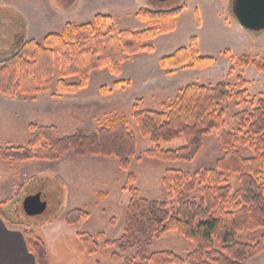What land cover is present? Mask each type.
Wrapping results in <instances>:
<instances>
[{
	"label": "rangeland",
	"instance_id": "obj_1",
	"mask_svg": "<svg viewBox=\"0 0 264 264\" xmlns=\"http://www.w3.org/2000/svg\"><path fill=\"white\" fill-rule=\"evenodd\" d=\"M55 1L0 0V59L14 48L16 32L23 31L25 38L41 41L48 32H60L66 23L92 22L97 12L109 15L117 29L138 31L153 26L152 22L137 16L140 8L169 10L182 6L175 27L145 40L144 43L151 45L153 50L128 56L117 74L108 68L94 69L85 87L62 96L52 95L55 78L35 95L8 97L0 92L2 146L26 145L30 123L55 125L61 136H67L79 129L86 134L91 133L115 117L128 119V129L134 131L137 146L126 170L119 167L115 156H77L71 151L54 161L9 163L0 159V196L7 197L9 201L7 220L24 230L33 229L42 235L50 264H121L123 258L135 256L136 248L127 250L121 258L114 260L111 252L115 247L106 245L104 240L118 239L124 234L129 188H137L143 198L163 200L176 206L175 199L168 197L162 183L163 172L179 169L192 174L213 167L224 153L221 132H234L241 137L244 131L239 130L235 114L243 110L251 111L253 106L249 102L239 103L235 95L223 102L219 108L224 110V126L204 137L200 152L191 161H164L146 155L145 151L155 147V144L148 136L140 134L132 121L133 111L136 108L160 110L162 102L173 100L178 90L191 82L214 85L226 81L234 93L241 88L239 76L246 82L243 88L248 101L255 103L264 98V73L252 63L244 65L241 59L245 55L249 60L264 61V29L256 32L242 28L233 12L234 0ZM64 7L67 8L66 13L62 11ZM20 12L25 13L26 18ZM86 34L80 31L78 36L81 38ZM192 36L197 38L201 55L215 58L213 64L204 68L184 65L173 70L160 67L161 57L188 46ZM67 80L74 82L79 77L70 76ZM116 80H123L124 83L112 88L109 93L102 92V86L107 90ZM184 145L183 137L159 142L162 149H176ZM234 146L244 156L253 155V149L248 145L236 142ZM130 173L135 175L133 183L127 181ZM227 177L234 189L239 187L236 174ZM261 180L264 181V172ZM201 187L198 185L189 196L199 200ZM36 192L46 195V208L41 214L27 215L22 207L23 199ZM74 208L84 209L88 217L68 224L65 215ZM99 232H103V237H97ZM263 232L264 226L239 233L237 240L254 243ZM79 233L93 235L99 243V250L94 254L87 253ZM193 249L192 241L176 231H170L154 239L147 251L171 250L185 257Z\"/></svg>",
	"mask_w": 264,
	"mask_h": 264
},
{
	"label": "trees",
	"instance_id": "obj_2",
	"mask_svg": "<svg viewBox=\"0 0 264 264\" xmlns=\"http://www.w3.org/2000/svg\"><path fill=\"white\" fill-rule=\"evenodd\" d=\"M182 10L177 6L169 10L140 8L137 16L152 22L153 26L134 31L117 29L111 17L96 14L92 22L66 23L60 32H48L41 41L25 38L23 31L15 33L14 48L0 59V92L8 97L35 95L50 85L55 78L53 96L75 93L86 86L91 71L108 68L117 74L126 58L141 51H152L145 40L170 31ZM198 19V16H197ZM197 24L198 20H197ZM23 25V22H21ZM24 26V25H23ZM24 28V27H23ZM85 31L84 37L78 33ZM244 65L252 63L264 73V61L241 56ZM215 58L199 52L197 38L192 36L186 47H180L159 59L160 67L168 70L187 65L204 68ZM79 77L70 82L67 77ZM240 90L232 91L230 83L219 81L214 85L191 82L182 86L170 102H162L160 110L135 109L132 121L142 136H148L155 147L145 154L164 161H191L200 152L204 137L212 130L224 126V110L219 108L235 95L239 103L249 102L251 111L235 114L239 121L241 137L234 132L222 131L220 139L223 155L211 168L185 173L179 169H166L162 183L169 198L166 201L146 199L135 187L129 188L130 200L126 210L124 234L104 243L115 247L111 258L118 260L131 248H136L133 258L125 257L121 264H245L249 257L264 250V232L254 243L237 240L239 233H246L264 226V98L255 103L246 98L245 80L239 76ZM124 82L116 80L103 93L111 92ZM30 134L26 145L0 144V159L9 162L29 160H58L71 151L77 156L85 154L115 156L119 167L128 169L135 154L137 138L128 129V119L115 117L91 133L76 130L61 136L55 125L29 124ZM183 137L185 145L176 149H162L160 141L169 142ZM240 142L253 149L252 156H244L235 148ZM237 175L239 187L234 189L227 175ZM127 181H135L128 174ZM198 185L202 195L199 200L189 196ZM9 201L0 202V216L6 217L4 207ZM88 217V212L74 208L65 215L68 224H75ZM176 231L194 244L185 257L171 250L148 253L154 239ZM27 249L33 253L35 264H50L47 245L33 230L23 231ZM83 249L94 254L99 243L89 233H79ZM97 237H103L99 232Z\"/></svg>",
	"mask_w": 264,
	"mask_h": 264
},
{
	"label": "crops",
	"instance_id": "obj_3",
	"mask_svg": "<svg viewBox=\"0 0 264 264\" xmlns=\"http://www.w3.org/2000/svg\"><path fill=\"white\" fill-rule=\"evenodd\" d=\"M93 1H100V0H80L81 3L93 2ZM116 1L126 2L127 0H116ZM62 11L66 13L67 8L64 7ZM20 13L23 15L24 18H26L24 16L25 13L22 12ZM0 190H1V182H0ZM6 199L7 197L2 198L0 196V202L5 201ZM6 209H7V205L3 209L6 217L0 216V264H35V258L33 253L29 252L26 246V242L23 235L24 229L21 228L16 223L12 224L7 220L8 218H7ZM38 236L42 238V235H38ZM85 264H89V263L86 262ZM245 264H264V250L255 256L249 257L246 260Z\"/></svg>",
	"mask_w": 264,
	"mask_h": 264
},
{
	"label": "water",
	"instance_id": "obj_4",
	"mask_svg": "<svg viewBox=\"0 0 264 264\" xmlns=\"http://www.w3.org/2000/svg\"><path fill=\"white\" fill-rule=\"evenodd\" d=\"M233 12L242 28L256 32L264 29V0H234ZM46 203V195L36 192L23 199L22 207L27 215H38Z\"/></svg>",
	"mask_w": 264,
	"mask_h": 264
}]
</instances>
